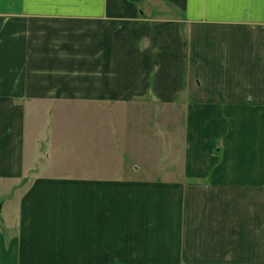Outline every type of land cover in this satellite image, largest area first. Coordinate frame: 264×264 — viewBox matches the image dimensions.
<instances>
[{"label": "crops", "instance_id": "1", "mask_svg": "<svg viewBox=\"0 0 264 264\" xmlns=\"http://www.w3.org/2000/svg\"><path fill=\"white\" fill-rule=\"evenodd\" d=\"M1 203L0 264H264L262 0H0Z\"/></svg>", "mask_w": 264, "mask_h": 264}, {"label": "rangeland", "instance_id": "2", "mask_svg": "<svg viewBox=\"0 0 264 264\" xmlns=\"http://www.w3.org/2000/svg\"><path fill=\"white\" fill-rule=\"evenodd\" d=\"M158 110V109H157ZM156 109H154V110H150L149 112H148V114L145 116V118H146V120H150L151 118L153 119V122H152V126L153 127H155V126H158L157 124L156 125H154V122H156L158 119H160L161 118V116H163L164 115V113H165V111L163 112V113H161V111L160 110H158L157 111ZM158 127H160V126H158ZM161 128V131H158V128H157V130H154L153 132H154V135H155V138L159 141V142H161V138H162V135H163V130H162V127H160ZM155 140V139H154ZM153 142H156V141H153ZM165 146L163 145V148H164ZM217 149H219V144L218 143H216V144H214V145H212V150H214L215 152H217L216 150ZM146 158H148L149 159V162H148V164L150 165V164H160L159 162H156V160H157V158L158 157H156V156H153V157H151V159L149 158V157H145V156H142L141 157V159H146ZM178 164H179V161H178ZM180 165H181V161H180ZM152 168H154V169H159L160 167H152ZM148 174H150V173H148ZM27 179H25L24 180V182L26 181ZM24 182H22V184H24ZM9 185H11V183H9ZM17 189L18 188H13V190H11L10 192H9V194L8 195H6V196H4V198H3V200L5 199H10V200H12L13 199V197L15 196V194H16V192H17ZM9 200V201H10ZM2 205V203L0 204V210H1V206ZM5 215L7 216V212H5Z\"/></svg>", "mask_w": 264, "mask_h": 264}, {"label": "snow or ice", "instance_id": "3", "mask_svg": "<svg viewBox=\"0 0 264 264\" xmlns=\"http://www.w3.org/2000/svg\"><path fill=\"white\" fill-rule=\"evenodd\" d=\"M262 4H264V0H262Z\"/></svg>", "mask_w": 264, "mask_h": 264}]
</instances>
